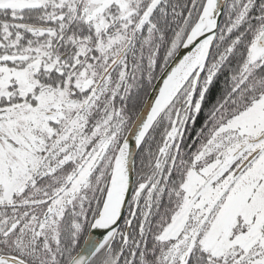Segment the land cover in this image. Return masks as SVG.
<instances>
[{"label":"snow or ice","instance_id":"6c2138e0","mask_svg":"<svg viewBox=\"0 0 264 264\" xmlns=\"http://www.w3.org/2000/svg\"><path fill=\"white\" fill-rule=\"evenodd\" d=\"M0 264H264V0H0Z\"/></svg>","mask_w":264,"mask_h":264}]
</instances>
